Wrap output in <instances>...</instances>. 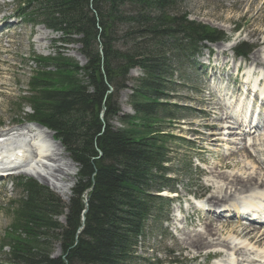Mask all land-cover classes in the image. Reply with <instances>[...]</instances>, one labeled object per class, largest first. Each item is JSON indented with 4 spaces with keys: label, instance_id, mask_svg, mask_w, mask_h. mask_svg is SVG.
<instances>
[{
    "label": "trees",
    "instance_id": "1",
    "mask_svg": "<svg viewBox=\"0 0 264 264\" xmlns=\"http://www.w3.org/2000/svg\"><path fill=\"white\" fill-rule=\"evenodd\" d=\"M179 1L15 0L21 21L59 34L62 45L78 44L85 65L59 51L35 59L22 98L30 113L20 108L21 119L52 132L77 171L66 202L17 179L0 264H160L137 251L149 220L169 211L171 201L160 194L175 193L168 145L188 144L163 129L178 109L166 103L169 57L194 56L205 43L230 38L180 15ZM251 51L241 42L233 53L246 58ZM134 69L142 75L130 90L133 115H120L118 94Z\"/></svg>",
    "mask_w": 264,
    "mask_h": 264
},
{
    "label": "rangeland",
    "instance_id": "2",
    "mask_svg": "<svg viewBox=\"0 0 264 264\" xmlns=\"http://www.w3.org/2000/svg\"><path fill=\"white\" fill-rule=\"evenodd\" d=\"M257 2L258 4H255L256 7L250 15H245L243 9L236 6L230 7L232 0H180L177 4L179 14L186 15L189 21L205 25L230 38L227 42L220 41L212 45L204 44L203 46L206 49L201 47L194 56H184L178 59L169 57V72L172 73V76L165 91L168 98L166 103L175 105L178 109L173 113L172 126L168 127L166 123L163 129L169 128L172 135L184 138L188 144L182 145L175 142L168 145L170 162L165 166L167 176L177 182L175 194L171 196L167 194L171 199L168 213L163 212V217L161 216L156 221L149 220L147 223L137 251L138 256L141 258L152 259L156 257L160 264H172L174 261L180 264H231V259L235 260L237 258L240 260V257L243 259L247 250H251V252H261L257 254L254 252L258 261L250 259L255 258L254 255H249L250 258L246 255L244 260L238 262L236 259V263L233 264H242L245 261L250 263L262 261L261 264H264V260L259 258L262 256L264 246L245 242V246L249 244L246 249L229 250L231 248L229 246L225 248L214 245L216 247L196 253L187 246L185 239L187 236L203 232L205 225H203L202 218L209 213L216 214V210L218 213L219 211L222 212V210L216 209L217 207L213 209L205 204L206 198L210 194L208 185L212 178L204 173L213 172L215 174L218 172L227 176L241 175L243 177L244 173L245 176L252 173L253 175H260V178L264 181V155L262 154L264 151V132L263 134L255 132L246 136L248 142L245 141L246 147H244V141L241 142L243 137L237 135L239 132L238 127L236 125L231 126L232 122L229 121L230 123L226 125L227 132L226 130L223 131L225 136H222V138L225 139L226 146L231 149L228 152H237L238 154H234L229 159L223 156L224 153H228L224 146H210L204 139L205 135L212 133L205 125L212 122L216 113H220L219 106L213 109L209 105V103H212L209 97L210 92L214 90L212 86L215 85L216 95L224 97L226 92L225 83L229 84L230 89L239 88L245 91L246 88L243 87L242 89L241 83H243V77H246V71L254 70L255 73H250V75L253 74L255 79L264 73V65H256L251 62L253 56L260 61L264 60V10L256 16L261 7L260 1L257 0ZM16 8L15 0H0V20L2 17H9L6 26L3 27V31L0 33V132L29 124L21 119L23 115H20L19 109H23L25 113H30L28 106L22 102V98L28 95V79L38 69L35 63L36 58L54 57L56 52L59 51L79 67L85 65V60L79 53L80 46L78 44L62 45L59 42L61 38L59 34L48 31L42 26L33 28L28 23L20 21L16 17ZM40 27L48 33V36L43 33L44 30H41ZM230 41L233 42L232 49L237 44L245 42L252 47V51L245 59L235 58L232 55V49L222 53L223 45ZM238 64H240L242 71L240 75L238 74L239 76H235L234 67ZM48 70L52 71L53 68ZM141 75L142 73L138 69L129 72L126 88L119 92L117 98L120 115H133L128 106V100L134 80ZM220 80L222 85H218ZM262 81L264 83V78ZM263 85H260L261 89H263ZM227 111L230 110L227 109ZM222 119L224 118L222 117ZM261 124L264 127V124ZM112 126L114 128L121 127L119 120L114 119ZM234 127H237V129ZM232 129H235V131L229 133V130L232 131ZM259 143L261 146H258ZM253 144H257V146ZM245 150L247 154L255 158H250L246 153H243L240 157L239 152ZM257 152H260V154ZM72 164L74 165V163ZM249 166H253L252 169L248 170ZM71 169L70 166L65 168L67 171ZM19 178L34 180L66 202L63 197L48 186L19 172L0 180V244L4 242L7 236L11 235L7 230L11 224L8 208L12 202L17 200L20 194L16 184ZM163 193L166 194L167 192ZM240 195L236 193L231 196L230 200L235 201L229 203L238 205H243L244 202L247 203L248 201H244L243 196ZM193 196L204 198V205L208 208V211L201 208L202 211H206L204 216L201 211L198 212V215L194 213L191 201ZM247 197L252 198L251 201L257 199L258 204L264 202V187H262L261 192L250 194ZM253 205L257 204L253 202ZM219 215H222V213H219ZM220 220L224 221L225 219ZM235 223L236 221L232 219L229 220L228 224L234 226ZM242 224L238 222L236 225L240 227ZM257 230L264 232V227L257 228ZM214 239L216 238L214 237ZM244 240L245 238H243ZM216 251L221 252L223 256L214 261L209 256L207 257L208 254ZM7 253V247L0 249V261H4ZM58 254L59 249L54 245V255ZM230 255H232V258ZM137 264L142 263L138 262ZM243 264L249 263L245 262Z\"/></svg>",
    "mask_w": 264,
    "mask_h": 264
},
{
    "label": "bare ground",
    "instance_id": "3",
    "mask_svg": "<svg viewBox=\"0 0 264 264\" xmlns=\"http://www.w3.org/2000/svg\"><path fill=\"white\" fill-rule=\"evenodd\" d=\"M259 1L261 7L257 11L256 16L261 11L264 10V0H259ZM256 3L258 4L257 0H232V4L230 5V7L236 6L237 8L243 9L245 15H250L252 11L255 9ZM41 30L44 29L41 28ZM44 31L43 33L48 36V33ZM232 47H233V42L230 41L226 43L222 47L224 48L222 50V53L226 51H230ZM251 62L256 65H264V60L260 61L258 58H255L254 56L251 58ZM250 73L254 74L255 72L254 70L253 71L250 70L248 72L246 71V77L245 78L243 77L244 84L241 83L242 89L245 86V84H247L246 93L252 94V92H254L252 88H255L256 86L263 94L264 91L263 89H261V86H259L257 82L260 77L264 78V73L261 74L262 76L259 75L260 77L258 76L254 80L253 82L254 84L252 87H251V82H249V78L253 77L254 75L253 74L250 75ZM218 85H222L221 80L218 82ZM228 85H229L228 83H225L224 85L225 90L227 92L225 95H227L230 99L232 98L233 108L238 107L239 104L242 106L244 105V103L246 104V100H245L246 97L244 98V101L241 99V96L245 91L241 90L242 92L239 98L238 93L240 92V89L239 88L230 89ZM212 88L214 90L210 92V96H209L210 101L212 103H209V105L213 109L214 107L219 106L220 110L219 109L218 110L220 111V113L218 114L216 113L215 118L213 117L212 122H208L205 125V127L207 126L206 128L208 130L212 131L210 135L204 136L205 141L210 146H217V147L226 146V141L224 138H222V136H225L223 134V131L226 130L227 132L228 128L226 127V125L227 123H230L229 121H231L232 123L230 125L231 126L236 125L238 127V131L242 133L241 135L240 133H237V135L243 137L241 139V142L244 141V147H246L245 145L246 136L253 134L255 132L260 133L259 131L261 130L257 127H253V128L251 127L247 130L245 128H241L239 123L227 111V109L229 110L230 107L226 104V100L224 99V97L216 95L215 85L212 86ZM251 89L252 92H249ZM247 105H249V103ZM245 107L247 108L246 105ZM263 115L261 117L258 116V123L264 120ZM222 117L224 119H222ZM237 127L234 128L237 129ZM234 131L235 129H232V131L229 130V133ZM253 145L257 146V144H253ZM259 145L261 146L260 143L258 144V146ZM263 152L262 154L264 155ZM239 153L241 157L243 153L247 154V151L245 150ZM257 153L260 154V152ZM234 154L238 155L237 152L234 153L228 152V153H224L223 156L229 159ZM247 155L250 158L251 157L255 158L252 155L249 154ZM66 156L63 148H61L59 143L54 141L52 133L47 129L37 126L36 124L29 123L27 125H24L16 129H8L0 132V174L6 175L12 172L13 173L19 172L23 175L35 179L36 181H38L39 183L45 186H48L50 189L58 193L61 197H63L64 200L67 201L70 195L71 188L73 187V184L75 182L74 177L76 175V169L75 166L72 164V162L68 158H66ZM63 157L65 158L63 159ZM65 166L66 167L70 166L72 169L70 171H67L65 170L66 168ZM252 167L253 166H249L248 170L252 169ZM204 174L212 178V180L209 181V185H208L210 194L206 198V203H205L208 205L209 208L215 209L214 207H217L216 209H224L226 210L227 213L232 211L230 209L236 210L237 207L240 205L229 203L235 201V200L231 201L230 198L236 193L241 194L240 196H243L242 199L244 201H248L247 202L248 206H246L247 211H249L252 208H256L255 205H253V202L251 201L252 198L247 196L250 194L261 192L262 187H264V181L260 178L261 177L260 175H253L252 173H248L245 176L244 173V177H243L241 175L227 176L226 174L218 173V172L215 174L213 172H206ZM161 195L166 196L167 194L163 193ZM204 207L201 206V208ZM196 208L197 206L193 205L194 213L197 212ZM235 210H233V212H235ZM259 211H263V210H259ZM219 219H223V217H221V215L219 214L212 215L209 213L207 216H205L202 220L203 225H205L203 228V232L195 233L193 236H187V238H185L187 246L192 248V250L196 251V253H199L202 250L211 249V247H216L214 245L222 246L225 248H228L229 246L231 247L229 248V250L246 249L250 243H252L253 245L256 244V245L264 246V232L258 231L257 228L254 226L256 225L254 222L242 224L240 225L241 227L240 228L237 225L229 226V224L226 223L227 222L226 219L224 221L222 220L219 221ZM227 227H229L230 229L226 230L225 228ZM260 227H264V224L260 225ZM214 237L216 239H214ZM243 238H245L244 241ZM245 242H248L249 244L245 246ZM214 255L216 257L223 256L222 253L219 251L214 252ZM261 255H262L261 257L259 256L258 257L261 258V260H264V247ZM230 257L232 258V255H230ZM234 262L235 260L232 259L230 260L231 264H233ZM261 262L262 261H259L258 263L261 264Z\"/></svg>",
    "mask_w": 264,
    "mask_h": 264
},
{
    "label": "water",
    "instance_id": "4",
    "mask_svg": "<svg viewBox=\"0 0 264 264\" xmlns=\"http://www.w3.org/2000/svg\"><path fill=\"white\" fill-rule=\"evenodd\" d=\"M42 128V127H41Z\"/></svg>",
    "mask_w": 264,
    "mask_h": 264
}]
</instances>
